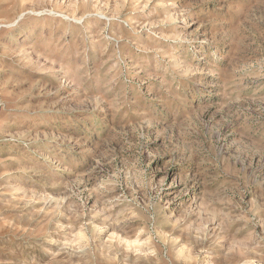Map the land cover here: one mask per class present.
Returning <instances> with one entry per match:
<instances>
[{
	"label": "rangeland",
	"instance_id": "1",
	"mask_svg": "<svg viewBox=\"0 0 264 264\" xmlns=\"http://www.w3.org/2000/svg\"><path fill=\"white\" fill-rule=\"evenodd\" d=\"M0 264H264V0H0Z\"/></svg>",
	"mask_w": 264,
	"mask_h": 264
}]
</instances>
